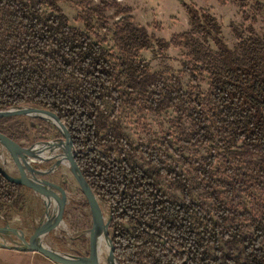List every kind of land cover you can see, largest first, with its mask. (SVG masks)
Masks as SVG:
<instances>
[{
	"label": "trees",
	"instance_id": "trees-1",
	"mask_svg": "<svg viewBox=\"0 0 264 264\" xmlns=\"http://www.w3.org/2000/svg\"><path fill=\"white\" fill-rule=\"evenodd\" d=\"M253 1L264 19V0ZM232 2L243 9L248 0ZM181 3L189 29L177 41L155 42L159 49L180 45L186 49L184 70L206 75L207 90L192 94L186 115L196 141L210 146L205 166L194 171L211 209L193 199L191 181L181 171L134 146L107 118L106 103L123 101L122 85L132 90L153 77L146 73V62L137 59L139 51L153 48L152 39L131 14L114 26L112 40L120 52L114 56L90 36L89 20L86 30L70 25L56 0H0V110L31 104L52 111L68 128L80 168L107 204L119 264H264V205L240 210L220 194L234 197L248 181L264 193V38L252 23L243 30L231 26L232 49L213 14ZM156 86L160 90L151 95L154 103L163 98L160 107L183 102L178 81L157 80ZM12 119L0 117V128L25 139L21 124ZM220 150L241 155L250 174L229 168L230 178L217 177ZM139 154L151 168L133 160ZM160 176L172 179L180 197L163 190ZM25 191L31 192L0 175V214L7 219L21 214L28 202ZM80 205L87 206L84 198Z\"/></svg>",
	"mask_w": 264,
	"mask_h": 264
},
{
	"label": "rangeland",
	"instance_id": "rangeland-1",
	"mask_svg": "<svg viewBox=\"0 0 264 264\" xmlns=\"http://www.w3.org/2000/svg\"><path fill=\"white\" fill-rule=\"evenodd\" d=\"M56 1L68 17L70 25L86 30L84 22L89 20L90 28L87 31L90 36L100 42L114 56H118L120 52L114 46L112 32L115 24L122 17L131 14L134 24L147 30L152 39L153 48L139 51L137 59L146 62V73L148 72L153 77L146 78L147 81L144 85L132 90L122 85L120 91L123 94V101L117 106L106 103L107 118L109 122L120 125L134 146H142L145 150L153 152L163 165L176 167L181 171L191 181L193 199L211 209L212 204L208 197L209 194L206 193L204 185L196 177L194 171L196 166H205L204 158L210 154V146L196 141L192 134L193 127L190 119L186 115L192 94H195L198 90H207L206 75L195 72L194 76H191L184 70L183 63L187 62L186 49L180 45L168 43V47L159 49L155 42L156 39L166 42L170 40L177 41L178 35L189 29V17L181 0ZM184 1L196 8L206 9L213 14L220 23L224 41L232 49H235L236 39L231 26L243 30L245 26L252 23L255 31L264 38V19L253 0H248L247 6L243 9L239 8L232 0ZM88 8H94L98 11L95 13L89 11ZM157 80L167 84L178 81L184 95L190 96L186 98L185 102L184 96L183 102H177L174 105L164 102L160 107V101L163 98L155 99L156 103H154L153 96L154 98L156 96L151 95L152 92L155 93L160 90L156 86ZM150 98L152 101H150ZM158 101L159 103H157ZM180 103L184 105L177 109ZM31 107L36 106L23 104L3 111ZM11 117H13L12 122L20 123L24 133H26L25 139L20 140L26 147L35 143L54 141L61 137L51 120L45 116L36 117L21 114L12 115ZM232 150L239 151L237 147L232 148ZM133 160L140 165L151 168L149 159L145 155H135ZM2 161H5L11 173H15V169L6 153H3L0 157V163ZM189 162H191V166ZM214 168L217 177L230 178L231 169L239 170L240 174H250L247 169V161L241 155L231 154L224 150L218 152ZM229 168L231 169L229 170ZM52 175L48 176L47 180L60 184L66 190L68 210L61 229L48 238V243L52 248L64 253L86 256L89 242L87 238V206L80 205L84 196L80 191L79 183L74 178L64 176L59 172L52 173ZM248 182L249 184H243L241 189L236 191L234 197L220 193L221 198L226 202H232L240 210H257L259 205H264V193L257 186L251 184L250 181ZM159 183L165 192L180 197L172 179L160 176ZM216 190L224 191L219 187ZM31 192L25 191L28 202L24 211L21 214H12L8 219L11 226L25 231V233L33 230L44 210L43 201ZM98 205L103 221L106 223L108 221L107 204L99 199ZM58 209L59 205L53 206L49 215L56 214ZM0 222H2L1 218ZM107 231L109 236V227ZM2 238L12 239V237L6 235ZM106 256L105 253L103 259L105 264H108L105 261Z\"/></svg>",
	"mask_w": 264,
	"mask_h": 264
},
{
	"label": "water",
	"instance_id": "water-1",
	"mask_svg": "<svg viewBox=\"0 0 264 264\" xmlns=\"http://www.w3.org/2000/svg\"><path fill=\"white\" fill-rule=\"evenodd\" d=\"M35 113L33 116L45 115L56 127L60 138L44 143H35L24 146L9 131L0 128V157L6 153L16 174H11L5 161L0 163V175L7 181L30 189L39 196L44 204L36 226L28 233L11 226L8 219L0 214V247L19 251H36L57 264H105L101 246V234L105 233L109 242L106 253V262L112 264L113 260L119 264L113 255L111 239L108 236L109 221L104 223L98 205V196L94 191L93 183L88 174L82 170L77 162L78 151L74 148L68 128L60 121L59 117L44 108L31 107L18 110H0V117ZM45 167V168H43ZM60 167V168H59ZM61 169V170H60ZM63 169V170H62ZM59 172L78 181L80 191L86 201L88 254L86 256L72 255L52 248L48 238L61 229L68 210L66 190L60 185L42 176ZM56 214H50L53 206H58ZM12 237L11 240L2 238Z\"/></svg>",
	"mask_w": 264,
	"mask_h": 264
},
{
	"label": "crops",
	"instance_id": "crops-1",
	"mask_svg": "<svg viewBox=\"0 0 264 264\" xmlns=\"http://www.w3.org/2000/svg\"><path fill=\"white\" fill-rule=\"evenodd\" d=\"M11 174H16V170L15 173H11ZM48 176H53V175L49 174L47 176H42L40 178L47 179ZM39 199L41 198L39 197ZM0 264H57V263H55L54 261L50 260L49 258L45 257L44 255L36 251H19L10 248L0 247Z\"/></svg>",
	"mask_w": 264,
	"mask_h": 264
},
{
	"label": "bare ground",
	"instance_id": "bare-ground-1",
	"mask_svg": "<svg viewBox=\"0 0 264 264\" xmlns=\"http://www.w3.org/2000/svg\"><path fill=\"white\" fill-rule=\"evenodd\" d=\"M34 114L35 113L29 112V115H34ZM43 116H45V115H43ZM101 246L103 249V253L105 254V252L108 251V246H109V242H108V239H107V236L105 233L101 234ZM110 261L112 262V264H116L115 262H113V260L110 259Z\"/></svg>",
	"mask_w": 264,
	"mask_h": 264
}]
</instances>
